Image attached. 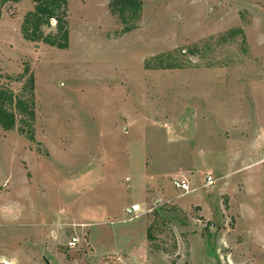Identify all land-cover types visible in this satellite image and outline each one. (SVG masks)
Instances as JSON below:
<instances>
[{
    "label": "rangeland",
    "instance_id": "374dc122",
    "mask_svg": "<svg viewBox=\"0 0 264 264\" xmlns=\"http://www.w3.org/2000/svg\"><path fill=\"white\" fill-rule=\"evenodd\" d=\"M110 1L67 0L66 49L22 37L32 0L0 9V87L20 96L25 66L34 79V139L16 110L0 128V256L115 262L147 224L168 264L187 235L198 264H222L220 240L225 264H264V0H139L127 23ZM74 233L95 257L65 247Z\"/></svg>",
    "mask_w": 264,
    "mask_h": 264
},
{
    "label": "trees",
    "instance_id": "16d2710c",
    "mask_svg": "<svg viewBox=\"0 0 264 264\" xmlns=\"http://www.w3.org/2000/svg\"><path fill=\"white\" fill-rule=\"evenodd\" d=\"M18 1L0 0V9L6 3H17ZM32 1L34 2L33 10L26 13L20 27L22 37L27 41H41L58 49H66L68 47L69 35L65 19L67 0ZM140 5L139 0H111L109 2L111 12L115 13L123 23L136 19ZM50 20L55 21V32L44 34L43 27L49 26ZM130 29L131 27L126 26L123 28V31L125 32ZM24 76L23 92L20 96H15L10 90L0 87V128L11 130L15 126L17 118L16 110L20 116L19 121L27 125L26 129L24 127L18 128L19 132L25 133L27 138L32 141L34 139L31 123L34 119V79L27 66L24 67L19 77L22 78Z\"/></svg>",
    "mask_w": 264,
    "mask_h": 264
},
{
    "label": "crops",
    "instance_id": "0c3cea01",
    "mask_svg": "<svg viewBox=\"0 0 264 264\" xmlns=\"http://www.w3.org/2000/svg\"><path fill=\"white\" fill-rule=\"evenodd\" d=\"M214 183H216L217 181H219L218 178L214 177ZM203 180V179H202ZM201 180V182H203ZM138 202V201H137ZM157 203V202H155ZM131 204V203H130ZM129 203L124 206L127 207L130 205ZM141 208H142V204L139 202ZM196 206H200L201 207V213L203 214V206L198 202V201H190L188 202L185 206H178V208H180L182 211H187L189 208L191 207H196ZM142 210H144L142 208ZM145 212H141L139 213V215L137 217H140L142 215H144ZM136 217V218H137ZM146 233H147V224L145 225V237L141 239L140 243L138 246H136L135 249H131V251L129 252H120L117 257L118 260H116L115 262L112 261H106L103 259L98 260V262H95V260H88L87 264H168L167 261V257L163 254L161 255L160 253H154L151 254L150 252H148L146 245H145V239H146ZM191 235H187L185 238V242H184V251H183V256L182 254H179L178 258L175 260L174 264H198L200 261H194L191 257H193L192 254V248L189 244V238ZM199 241V245L201 249H204L206 246V240L202 237L198 238ZM88 243V242H87ZM219 247L216 249V252H218V254L221 257V263L225 264V252L222 250L224 248L223 243L221 242V240L219 242L216 243ZM91 248L92 252H93V256L95 257V246L93 242L88 243V248ZM219 249V250H218ZM78 258V257H77ZM75 258V257H70L66 263L64 264H79V260ZM0 259L6 260L8 262H10L11 264H13L11 262V260H13V257H9L4 255L0 256ZM37 264V263H36Z\"/></svg>",
    "mask_w": 264,
    "mask_h": 264
},
{
    "label": "built area",
    "instance_id": "2783aa9c",
    "mask_svg": "<svg viewBox=\"0 0 264 264\" xmlns=\"http://www.w3.org/2000/svg\"><path fill=\"white\" fill-rule=\"evenodd\" d=\"M213 178L210 174H205L203 177V187L209 186L213 184ZM172 184L175 188L179 189L182 193H188L191 191L189 178L187 176L177 177L172 180ZM146 210H142L139 203H132L129 206L124 208V213L127 218H135L141 212H145ZM87 242H85L84 238H81L79 235L74 233L69 236L65 241V247L68 250H78V251H87L85 246H87ZM118 260V257L116 258ZM0 264H11L10 262L0 259Z\"/></svg>",
    "mask_w": 264,
    "mask_h": 264
},
{
    "label": "water",
    "instance_id": "95a60500",
    "mask_svg": "<svg viewBox=\"0 0 264 264\" xmlns=\"http://www.w3.org/2000/svg\"><path fill=\"white\" fill-rule=\"evenodd\" d=\"M44 262H45L46 264H49L48 261H47L46 259H44Z\"/></svg>",
    "mask_w": 264,
    "mask_h": 264
}]
</instances>
